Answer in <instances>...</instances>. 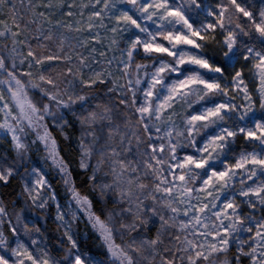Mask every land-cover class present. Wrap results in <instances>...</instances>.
Segmentation results:
<instances>
[{"label":"snow or ice","instance_id":"snow-or-ice-1","mask_svg":"<svg viewBox=\"0 0 264 264\" xmlns=\"http://www.w3.org/2000/svg\"><path fill=\"white\" fill-rule=\"evenodd\" d=\"M0 264H264V0H0Z\"/></svg>","mask_w":264,"mask_h":264},{"label":"trees","instance_id":"trees-1","mask_svg":"<svg viewBox=\"0 0 264 264\" xmlns=\"http://www.w3.org/2000/svg\"><path fill=\"white\" fill-rule=\"evenodd\" d=\"M54 183H55V181H54ZM58 191H60L61 194H62V192H63L62 188H59V187H58ZM62 198H63V197H62Z\"/></svg>","mask_w":264,"mask_h":264}]
</instances>
